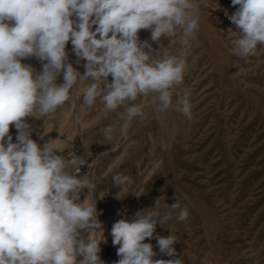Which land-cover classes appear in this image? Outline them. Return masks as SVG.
I'll return each instance as SVG.
<instances>
[{
	"label": "clouds",
	"instance_id": "1",
	"mask_svg": "<svg viewBox=\"0 0 264 264\" xmlns=\"http://www.w3.org/2000/svg\"><path fill=\"white\" fill-rule=\"evenodd\" d=\"M231 4L238 6L235 12L224 14L240 34L232 52L241 58L255 55L264 45V0ZM141 30L150 31L151 42L161 37L179 42L181 51L161 59L149 40L140 39ZM198 30L196 0H0V264H105L102 213L97 201L80 198L95 188L87 173L80 174L89 162L66 158L55 139L41 145L26 118L55 113L79 82L83 104L91 108L99 100L106 111L117 112L126 134L132 120L144 115V99L150 97L158 112L171 108ZM69 42L76 63L85 62L83 74L69 62ZM30 58L40 62V71L23 62ZM176 95V110L191 119L188 93ZM138 98L144 99L135 103ZM11 126L17 130L15 142ZM101 131L113 139L112 125ZM129 179L117 174L113 183L119 187ZM164 208L171 211L162 213L157 198L154 207L131 217L126 209L118 211L122 218L110 230L119 257L113 264H184L174 247L177 238L154 233L176 209V219L185 221L188 209L176 200ZM95 232L102 238H94ZM148 238H155L159 253L170 259H154L153 245L144 242Z\"/></svg>",
	"mask_w": 264,
	"mask_h": 264
},
{
	"label": "rangeland",
	"instance_id": "2",
	"mask_svg": "<svg viewBox=\"0 0 264 264\" xmlns=\"http://www.w3.org/2000/svg\"><path fill=\"white\" fill-rule=\"evenodd\" d=\"M196 2L199 30L190 40L188 69L167 112L156 111L150 97L138 98L135 103L144 99V115L122 135L124 121L118 113L106 111L99 100L91 108L84 105V85L78 82L55 113L26 118L32 138L41 145L55 139L66 158L75 155L89 162L80 174L87 173L95 188L85 189L80 198L97 201L102 213L98 219L107 243H101L100 257L105 264L119 259L110 235L112 224L122 218L118 211L126 209L131 217L154 207L157 198L162 213L171 211L164 205L175 200L188 209L185 221L176 219V209L154 233L177 238L174 247L184 264H264V45L247 58L234 55L232 41L240 34L224 10L231 15L238 6L231 0ZM139 37L151 42L149 30H141ZM151 43L161 59L178 55L182 47L166 37ZM67 51L69 62L83 74L85 62L76 63L70 42ZM23 62L41 70L35 58ZM62 82L58 77L57 83ZM185 91L191 119L176 110V93ZM108 125L114 127L111 141L101 131ZM10 134L15 142L14 126ZM117 174L129 182L115 186ZM144 242L153 245L154 259H170L159 253L155 238Z\"/></svg>",
	"mask_w": 264,
	"mask_h": 264
}]
</instances>
